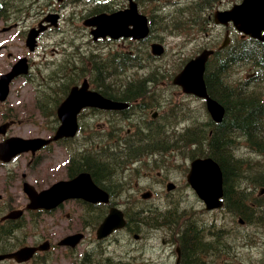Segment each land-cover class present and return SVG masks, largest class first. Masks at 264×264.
<instances>
[{"label":"flooded vegetation","instance_id":"flooded-vegetation-1","mask_svg":"<svg viewBox=\"0 0 264 264\" xmlns=\"http://www.w3.org/2000/svg\"><path fill=\"white\" fill-rule=\"evenodd\" d=\"M66 1L67 0L61 4L57 0H52L50 2L51 6L48 7V9L59 11L63 16L62 8L66 7ZM78 1L81 2L83 0ZM97 1L98 0H88L90 3ZM2 20L5 21V19ZM62 21L63 18L60 19V23ZM59 30H61L60 27L58 28V26H52L42 33L39 37L35 51L31 53H36L41 49L45 50L50 47L52 48L53 54L66 57L67 52L70 49V44L68 43L69 40L65 36H61V40L55 42L56 46L44 41V38L47 36L45 34L47 31L53 33L59 32ZM12 39L13 38H11L10 35L1 36L0 48H3L2 50H4L13 45L16 46ZM106 39L112 40L109 37ZM63 40L66 42H63ZM44 55L45 54H42V56ZM22 56H27L31 72L26 76L19 75L18 77H15V79H13L14 82L12 83V86L14 85L16 92H13L12 87L9 91L7 101H0V142L6 141L11 136H23L28 138L42 136L53 138L61 125V120L57 112L58 104L55 105V102L50 99L35 97L32 100L40 109V114L43 120L39 123H37L38 119L36 118H29V120L22 122L15 109L14 111L17 112L16 114H14L12 108L5 106V103L7 102L14 103L17 100L24 99L25 102L22 103V106L26 110V108L31 106L30 97H28L25 93L28 88L30 87L31 90L34 89V91H36V89L46 88L45 83L30 84V82H17L20 78H23L24 80H33L34 76L38 77V75L33 73L38 61H36L30 54L26 55L24 53V55H21L20 57ZM4 57L6 59L3 60L1 66L3 71L0 73L9 70L16 60L14 54L10 51H8ZM45 61H48L47 63H49L48 59ZM45 61H42L41 63L44 64ZM113 86L114 85L112 84H103L102 88L105 89L106 94H111L116 91V88ZM136 89L138 91H136ZM143 90L144 88L142 86L135 87L130 89V93L127 94L138 95L141 94V91ZM39 96H42V92H39ZM12 97H16V100L14 101ZM128 102L130 105L127 108L130 109L125 111L106 110V112L114 114L113 116H117L119 111L124 114L130 110L127 119L132 121V123L136 122L139 129L133 135L123 138L119 134L117 127L107 131L104 138L105 142L113 144L114 150H118V144L121 148H123L127 145V142L130 144L140 139L145 142H150V139L154 136V134L150 131L149 123L152 119H159L160 116H164L167 113L164 109H161L158 104L152 103L144 94L138 95ZM44 106H47V109L44 110ZM96 110V107H90L88 109L85 108V110L83 109L81 111L82 113H80L81 117L87 116L88 112L96 113ZM193 126H195L193 118L191 116L186 118L184 122L177 127L178 136L182 137L188 134L195 135ZM205 132H208V129H206ZM127 133L130 134L131 131L128 130ZM99 136H101V134ZM80 137L84 139L85 135L83 134ZM74 140L75 138L70 137L52 140L50 143L43 145V147L38 150H28L17 153L9 161L4 159L5 154L0 151V256L5 255L4 258L0 259V264H29L33 261L36 263L39 257L45 256L48 258V254L53 252V248L55 246V241L52 238L54 232L66 231V233H69L67 230L72 227L75 229L71 232L83 230L87 236L93 234L92 232L95 230V226L101 222L100 220L103 214L108 212L111 207L109 201L105 202L100 200H87L84 198H69L65 199L54 208L32 209L28 207L29 196L25 191L26 182H30L38 191H40L58 180L71 179L80 173H87L91 175L92 179L98 183L101 188L110 194V200H112V198H117V195L114 193H117L119 190L110 186V182L107 180L98 178L95 175V169L91 165H87V163L84 164V162L89 158H93L99 162L103 161L100 159L101 156H93L91 153L87 152L91 150H73V154H71V150H64L68 149L70 143ZM102 140L103 139L101 138V142ZM83 143L84 141H80L79 145ZM127 151L128 150H121L120 154L114 153L108 158L112 159L114 162L113 170L110 171V175H115V181L118 183L124 176V174L120 172V162ZM140 151L144 150H132V157L130 158V161L133 165L129 166L128 169L132 170L140 167L143 162L150 161L145 158L148 155H143L142 157L136 156V154ZM161 160H164V156L161 157ZM158 175L159 177L155 178L157 182H165L169 180V175L166 173ZM125 181L128 183V179ZM119 184H122L123 186V183ZM176 186H178V182H176ZM70 207L78 210V219H76V223L71 227L69 226L68 221H64L66 216H71L69 211ZM58 228H60V230H58ZM94 233H96V230ZM109 237L97 239L94 243H91V245L94 247L95 245L103 244L110 239ZM45 241H49L50 249H38L32 259L28 262L22 263L14 256L8 255L16 252L24 246H40Z\"/></svg>","mask_w":264,"mask_h":264},{"label":"trees","instance_id":"trees-1","mask_svg":"<svg viewBox=\"0 0 264 264\" xmlns=\"http://www.w3.org/2000/svg\"><path fill=\"white\" fill-rule=\"evenodd\" d=\"M219 1L193 0L165 17L168 19L166 29H201L209 20V10ZM241 72L249 75L244 78V75H239ZM263 77L264 43L238 35L211 58L205 74L209 92L226 109L223 122L213 125L211 150H207L224 170L223 210L228 211L233 220L239 216L255 227H264V194L255 193V189L264 186V162L259 159L264 155V90L260 85ZM119 81L117 78L116 82ZM203 134L201 137L205 140L207 132ZM154 137H151L149 145ZM85 163L95 169L98 178L107 180L117 190L123 189L122 184L115 181L116 176L110 175L114 166L112 159L99 162L89 158ZM144 205L145 208L130 213L129 230L139 232L149 227L162 228L172 235L177 233L182 249L180 264H222L216 253L225 250L226 225H216V221L201 224L190 213L191 208L181 206L179 202H168L162 208L148 202ZM143 209H149V212L143 214ZM209 252H214L211 254L215 258Z\"/></svg>","mask_w":264,"mask_h":264},{"label":"rangeland","instance_id":"rangeland-1","mask_svg":"<svg viewBox=\"0 0 264 264\" xmlns=\"http://www.w3.org/2000/svg\"><path fill=\"white\" fill-rule=\"evenodd\" d=\"M36 1V3H35ZM46 0H11L12 3H14L15 7H28L27 9H24L21 11H18L17 15L18 18L21 19L20 27L12 30L9 32V35L15 36L13 40L14 44L16 46H11L10 49H13L14 52L19 55L22 52H27L24 48V37L25 35L24 30L29 27L30 25L36 24L38 20L39 11H41L42 6H44V2ZM161 3H164L162 1L157 2H145L143 3L142 7L146 8L147 11L151 12L154 8V6H158ZM229 2L225 1L224 5H228ZM167 10H171L168 5L163 6ZM222 8V7H221ZM70 12L69 9H67L65 13L66 22L63 24V29L66 30L64 33L60 34V37H56V33H49L45 38L44 41L47 43H50L51 45L55 43L54 42L59 41L61 36H65L69 40L70 44V53L66 55V57H62L61 55L54 56L52 53V48L48 47L45 50L41 49L37 53H33L34 59L38 61V64L42 61H45L46 59L49 60L45 61L44 64H42V70L44 74L51 75L54 71L61 68L63 70L64 64L67 62L71 56L75 54L74 45H81L82 43H85L88 47H91L92 45L89 43V37L87 34L82 30V27L80 25V16L81 13H78V17L69 22V19L67 17V14ZM43 13V11H41ZM3 22L0 21V27L2 26ZM27 25L25 28L24 26ZM24 28V29H23ZM218 30H222V28H217ZM214 30V34H210L208 36H205L204 32L192 30L189 34H174L170 33L168 31H163L159 28L157 30L156 36L162 38V42L165 43L166 52L163 56L159 57V59H156V64H163L165 69L168 70V72H173L179 64L184 60L188 59L190 56H192L195 52H198V50L207 42L212 40L213 35L218 34L219 31ZM3 36V33H0V37ZM223 36V35H222ZM63 42H66L63 40ZM103 50V47L100 48ZM28 50V49H27ZM68 51V52H69ZM73 51V53H71ZM42 54H45L42 56ZM16 55V56H17ZM42 56V57H41ZM37 66V65H36ZM177 71V70H176ZM58 78L59 76L56 75ZM17 82L20 83H29L27 80L19 79ZM60 81L58 79L53 78L52 83L53 87L50 91L58 90V83ZM13 92L15 93L14 85H13ZM28 97H30V104L31 107L25 108L22 106V103L25 102L24 99L17 100L14 103H5L6 107L12 108L18 112L14 111V114H19L20 119L22 122L29 120V118H36L38 121L43 120L40 116L34 115L32 113L33 111V104L31 103L34 97V89L31 90L29 87L28 90L25 92ZM172 95L174 94V91L170 89V92ZM57 94V92H56ZM54 94L51 93V96ZM13 100H16V97H12ZM176 100L180 97H174ZM190 103L193 107V110L195 114H200L199 118L204 120V106L203 102L200 99H194L190 100ZM31 112L33 115L28 114L27 112ZM26 117V118H25ZM99 122L98 118L92 117L91 120L86 122L87 126H94L97 125ZM15 130V127H14ZM40 131V130H38ZM100 159L106 160V157H101ZM142 169V178L141 181L138 182V185H134V189L141 193L146 192L148 190H155L157 193L156 197L154 199H160V195H162V192H164V188L161 186L160 182H157L155 179V176L150 175L148 172L151 171L150 168H141ZM170 175L173 181L178 179L180 182L184 183V176L180 171L177 169H171ZM185 198V205H192L196 208L201 207L202 204H200L199 201L196 200L194 194L192 192H188V195L184 197ZM71 216L65 217L64 221L69 222V226L71 227L76 223V219H78V210L70 207L69 209ZM214 215H220L219 212L213 213ZM255 227V226H254ZM263 228L260 231H256V229ZM247 227L244 229V232L250 234L255 241H258L262 238V235L264 234V227ZM75 228H70L69 232L73 231ZM60 230V228H58ZM66 231H59L54 232L52 235V238L56 241L64 236ZM171 234L163 229H156V228H145L142 232V235L139 239H135L132 237H129L125 234V232H118L114 235V238L110 241H107L105 243L106 249L112 253L116 259H122L124 264H174L176 261V250L175 246L171 245L165 238H170ZM92 238H94L93 235H88L86 240L81 244L78 248V252L81 254L84 251H86L88 248H90L92 245ZM165 240V243L164 241ZM239 244H242L239 242ZM244 244V243H243ZM255 242H250L249 247H244L245 245H240L238 247L239 253L245 257V262H249L250 260H255L258 257V251L257 247L254 246ZM235 253V252H233ZM73 256L67 250L66 248L61 247H55L53 249V252H50L48 254V258L43 256L39 257L38 261L36 263L31 262L29 264H72Z\"/></svg>","mask_w":264,"mask_h":264},{"label":"water","instance_id":"water-1","mask_svg":"<svg viewBox=\"0 0 264 264\" xmlns=\"http://www.w3.org/2000/svg\"><path fill=\"white\" fill-rule=\"evenodd\" d=\"M134 9L133 17L136 18L137 11L135 9V12ZM126 12H128V14ZM131 12L132 9H128L124 11H118L110 15L102 14L95 17L102 19L101 23L98 26V34L110 33L114 36L128 34L126 28L129 24L121 23V21L126 17H128V19H131ZM215 20L216 22L224 24H228L229 21L232 20L238 30L250 33L264 40V34L261 35V31L264 30V0H243L242 3L234 5L231 9L217 11L215 14ZM144 22L145 18H143V23ZM143 23L139 25V33L141 31V28L145 26V23ZM137 32L138 29L136 27L133 33L136 34ZM33 37L34 34H31L30 40ZM226 41H228V35L226 37ZM153 47L156 53H160L163 51L161 45L154 44ZM211 52V50H204L195 59L191 60L186 65L185 69L175 77L174 81L181 84L186 91H191L199 96L205 97L207 100L209 111L216 120H220L222 119L224 114V107L218 101L209 96L204 80L205 64ZM24 67L25 64L23 62H20L16 65V67L14 66V70L11 73L7 74L6 77H1L0 93H6L7 84L11 77L15 74L20 73V71H23L22 69H24ZM69 104L70 103H68V105ZM76 107V105L73 106V109H76ZM65 131L66 133H68L67 129ZM191 174L192 177L189 178L193 182V186L197 189L200 197L206 202L207 207L211 209L217 206H221V197L224 195L223 172L218 162L212 158L196 159L192 163ZM78 189V182L71 181L69 186L60 189L58 187H54L53 189L43 191L39 195L32 194L33 205L40 206L43 203L44 205H47L43 199H57L59 198L60 193L64 191H69L71 194H73ZM125 224L126 220L124 218L123 212L120 209L113 208L109 215L101 223L98 229V236L103 237L105 235H108L114 229L120 228ZM78 239L79 238L77 235H71L63 239V242L75 244ZM33 250L34 249L31 247H26L18 251L16 255L21 259H27L32 255Z\"/></svg>","mask_w":264,"mask_h":264},{"label":"bare ground","instance_id":"bare-ground-1","mask_svg":"<svg viewBox=\"0 0 264 264\" xmlns=\"http://www.w3.org/2000/svg\"><path fill=\"white\" fill-rule=\"evenodd\" d=\"M217 101H219L217 98H215ZM220 102V101H219ZM221 103V102H220ZM224 106V105H223ZM225 108V106H224ZM226 110V109H225ZM183 213V212H182ZM184 214V213H183ZM181 219V218H179ZM224 240L227 241L228 240V237L227 236H224ZM234 251L231 250V249H225L224 251L220 252V253H216V258H219L220 260L221 259H225L224 260V263L225 264H231V259L232 257L236 254V253H233ZM214 252H209V255L212 257V258H215L212 254Z\"/></svg>","mask_w":264,"mask_h":264}]
</instances>
